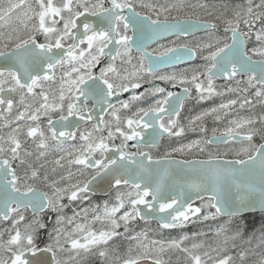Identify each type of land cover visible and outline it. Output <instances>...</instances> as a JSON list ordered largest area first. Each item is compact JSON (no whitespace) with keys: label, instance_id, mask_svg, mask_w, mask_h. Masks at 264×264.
Masks as SVG:
<instances>
[{"label":"snow or ice","instance_id":"6c2138e0","mask_svg":"<svg viewBox=\"0 0 264 264\" xmlns=\"http://www.w3.org/2000/svg\"><path fill=\"white\" fill-rule=\"evenodd\" d=\"M227 12L203 0L0 5V264H87L93 257L101 264H172L165 255L173 252L184 254V264H246L249 253L258 257L251 264H264V219L259 236L246 235V223L237 219L257 204L264 213V114L234 116L211 135L205 126L208 118L222 123L234 106H264V0H245ZM14 14L21 27L4 31ZM196 60L203 63L177 70ZM177 86L183 95L169 90ZM124 93L130 95L120 99ZM225 96L232 98L182 123L189 100ZM185 131L199 138L154 157L162 139L179 140ZM219 145L236 158L208 151ZM53 151L58 155L45 159ZM195 151H208V159H176ZM50 165L52 173L67 170L56 178ZM174 170L210 177L211 194L202 195L208 192L203 180L174 179ZM257 173L258 198L222 195V182ZM105 185L102 205L65 214V198L83 205ZM236 187L257 191L252 183ZM138 221H155L157 229L136 231ZM209 221L207 232L149 236ZM121 241L128 242L124 251Z\"/></svg>","mask_w":264,"mask_h":264},{"label":"flooded vegetation","instance_id":"af4514ba","mask_svg":"<svg viewBox=\"0 0 264 264\" xmlns=\"http://www.w3.org/2000/svg\"><path fill=\"white\" fill-rule=\"evenodd\" d=\"M227 1H232V0H203L204 3L209 5V7H213L215 3L218 4V3H223V2H227ZM204 35H205V33H203V32L196 33V36H198V37H201V36H204ZM218 35H221V36L224 35L222 28L220 29ZM40 39L42 40L43 38L40 37ZM169 39H175V37H170ZM167 42H168L167 39L161 40V43H167ZM249 46L251 47V45H249ZM153 47H155V45H153ZM107 62H108L107 58H105L101 62L100 65H97V67L94 69V71L98 72L99 68L104 66ZM201 63H203L202 60L185 62V63H182V64L178 65L177 66V70L183 69V68H188V67L192 66L193 64H201ZM166 70L167 71H171L172 69H166ZM157 83H161V82H157ZM216 83H217V85H221V84L224 83V81L223 80H217ZM161 86H164V85H161ZM53 87H55V85H53ZM144 87H147V85H145ZM169 90L173 91V92H175V93H177L179 95H183V90L179 86L174 87V88H169ZM137 91L138 92L139 91H143V88H141V89H139ZM129 95H130V93H124V94H122L120 96V99H127ZM192 95L195 96V89L194 88L192 89ZM229 98H232V97H230V96H225L223 98H221V97H213L212 99L204 101V102H201L199 104H197L195 100H189L187 102L186 107L183 110V113H182V116H181L182 123H186V120H185L186 117L194 115V114H196L197 112H200L203 109L210 108L213 105L219 104L222 99L227 100ZM113 102L115 103V98L113 99ZM147 102H150V101H147ZM142 103H144V102H142ZM132 110L133 111L135 110V106L133 107ZM257 112L258 113L259 112H263V110H261L259 108L257 110ZM245 114H247L245 108L244 109H239L238 108L237 110H234L232 113H230V115L228 117H226L225 120L222 123L214 122L211 118L206 119L205 126L209 129V135H211V129L213 127L223 128L226 125L228 119H231L234 116H241V115H245ZM3 131L6 133L8 131V129H4ZM197 138H199V133L198 132H192V131H185V133L183 134V136L179 140L177 138H175V137H172V138L165 137L164 139H162L160 141L159 148L153 150V155H154V157L155 156H159L169 146H176L178 143H187L188 141L193 140V139H197ZM254 142L257 143V144L261 143V140H260L259 136L254 137ZM116 143H119V140H117ZM129 143L131 144L133 142H129ZM232 147L239 148L240 145H232ZM217 148H219V153H220L221 157H223V158H236V156L232 152H227V153L224 152V148H225L224 145L208 146V151H211V152H213L215 154L217 152ZM208 151H205L203 153H201L199 151H195V152L184 154V155H177L176 158L182 159V160H185V159L189 160V159H193V158L208 159ZM57 155L58 154L53 151L47 157H45V159L52 160ZM41 162H43V161H41ZM51 167L52 166L50 165L49 166V168H50V171H49L50 174L49 175L50 176H54L56 178H58V176L60 174H63L67 170V165H65L64 169H59L58 168L56 173H52L51 172ZM72 170L75 171V166H73ZM107 199H108V196L106 195V193L105 194H101V193L90 192L89 193V200L85 201L83 203V205H81L79 201L69 203L67 198H65L62 201V203L68 205L65 208L64 212H65L66 215L71 216L73 214V209H75L76 211H79L80 207H88L89 204L102 205L103 201H105ZM200 203H201L200 200L198 198H196L194 206H199ZM48 215L52 216L53 219H54V214L49 213ZM244 215H264V213H262L260 211H255V212H249V213L242 214V216H244ZM89 216H91V214H89ZM45 219L47 220V216L45 217ZM80 221H83V219L81 218ZM210 222L211 221L206 222L204 224H199V225H193L192 223H188L187 226L185 228H183V229L164 230L163 232L172 233L173 235H176V234L181 233V232L192 233L193 231H197L199 229H203L204 231L207 232L208 231V225H210ZM148 227H153L154 230L157 229V225H156L155 221H152V223L150 225L146 224L144 221H138L137 224H136V230H141V228H148ZM173 235H166V238L172 237Z\"/></svg>","mask_w":264,"mask_h":264},{"label":"rangeland","instance_id":"374dc122","mask_svg":"<svg viewBox=\"0 0 264 264\" xmlns=\"http://www.w3.org/2000/svg\"><path fill=\"white\" fill-rule=\"evenodd\" d=\"M9 2V0H0V5H3V6H6L7 3ZM13 2H18V0H13ZM27 3H32L33 0H26ZM258 2V0H257ZM245 3V0H232V1H227V2H223V3H218V4H214V6L218 7L220 11H224L225 8L228 9V12L226 13L227 15H230L231 14V9L235 8L237 5H242ZM18 11H23V9H20ZM12 27H16V28H20L21 25L19 24V21H16L15 20V14L13 16V22L12 24L4 29V31H9L11 30ZM239 108V106H235L234 107V110H237ZM261 109L263 110V112H257L258 109ZM240 109V108H239ZM246 109V113L245 115H241V116H250L252 115L253 113H256V115H260V114H264V106L262 105H256L254 109H249V108H245ZM35 158V155L31 158L32 160H34ZM50 171V168L48 169ZM43 174V173H42ZM50 174V173H49ZM89 218H91V216H89ZM223 219L224 218H221L220 220L216 221V223H222L223 222ZM241 223H242V219L241 217H238L237 218ZM81 223H83L84 221H80ZM213 222L211 221L210 224H212ZM94 228H99L100 225L99 224H94L93 225ZM153 229V227H151ZM119 231H123V229H119ZM136 231H140V230H136ZM180 233L176 234V235H173L172 233H168V232H163V233H159V232H156V233H149V236L150 238H160V236L162 235L164 238H166V235H173L172 237H169V238H173V237H178ZM191 233H189L190 235ZM47 234L46 232L43 233L41 236H40V240H46L47 239ZM188 243V246H190L191 244V241L187 242ZM256 243L255 239L253 240V245ZM121 244V247H120V251H124L126 250L127 248V245H128V242L127 241H121L120 242ZM246 247H250V246H246ZM203 251V249L201 250ZM260 251H262V249H256V252L259 253ZM234 254V252H233ZM180 257V264H184V254L183 253H180V252H173V253H169V254H166L165 255V259H169V257L171 258V261H172V264H176V260H177V257ZM258 257L257 256H254L252 255L251 253H249V256H248V259L246 261V264H251V262L255 259H257ZM87 264H101V261L98 259V258H90V260L87 262Z\"/></svg>","mask_w":264,"mask_h":264},{"label":"water","instance_id":"95a60500","mask_svg":"<svg viewBox=\"0 0 264 264\" xmlns=\"http://www.w3.org/2000/svg\"><path fill=\"white\" fill-rule=\"evenodd\" d=\"M198 33V32H197ZM178 159V158H176ZM222 159H227V160H232L235 158H223ZM182 160V159H180ZM189 160H207V159H200V158H193V159H189ZM174 179H184V178H194V179H198V180H203L204 183L208 186V192L206 193H202V195H209L211 194V186H212V180L211 178H205L203 176H200L199 174H192V173H188L186 175H183L179 172H177L176 170H174ZM171 183V181L169 182ZM236 183H240L241 185L247 184V183H252L256 186L257 191L255 193H249L247 191L246 188L241 187V188H237L236 187ZM222 188V195L228 199L231 198L233 200L236 199V197L238 196H253V197H259L260 195V178H259V174L257 173L256 175H248V174H237L236 177L234 178V182L233 180H226L224 182H222L221 185ZM108 191L107 186H103V190H101V188L96 187L94 188L91 192L93 193H101V194H105ZM257 211H259V205L257 204ZM245 213H249V212H245ZM244 214V213H243ZM141 264H152L151 260H146V261H142Z\"/></svg>","mask_w":264,"mask_h":264},{"label":"trees","instance_id":"16d2710c","mask_svg":"<svg viewBox=\"0 0 264 264\" xmlns=\"http://www.w3.org/2000/svg\"><path fill=\"white\" fill-rule=\"evenodd\" d=\"M241 219L242 223H246L247 225L246 235L256 232V235L259 236L260 222L261 219H264V215H244Z\"/></svg>","mask_w":264,"mask_h":264}]
</instances>
